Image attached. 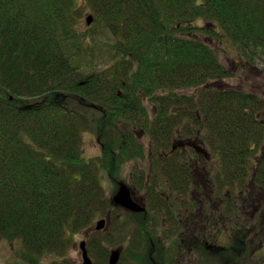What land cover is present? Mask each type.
Masks as SVG:
<instances>
[{
    "label": "trees",
    "instance_id": "1",
    "mask_svg": "<svg viewBox=\"0 0 264 264\" xmlns=\"http://www.w3.org/2000/svg\"><path fill=\"white\" fill-rule=\"evenodd\" d=\"M201 35L264 66V0H0V240L22 262L78 264L74 237L113 217L104 180L125 184L130 163L148 203L128 212L137 263L155 259L153 211L178 254L264 264V97L219 86L231 73ZM100 232L88 247L109 264Z\"/></svg>",
    "mask_w": 264,
    "mask_h": 264
},
{
    "label": "rangeland",
    "instance_id": "2",
    "mask_svg": "<svg viewBox=\"0 0 264 264\" xmlns=\"http://www.w3.org/2000/svg\"><path fill=\"white\" fill-rule=\"evenodd\" d=\"M89 15L90 14L88 12H85L83 16L82 26L84 29L89 27L86 22V18ZM200 38L204 39L205 41H210V43L218 49L225 47L227 48V45L225 44H220L219 46L217 42H214L211 39L207 40L204 35H201ZM97 39L103 42V44H98L99 51H97V60L95 61L94 65L102 67L106 61L104 60L101 53L103 50H105L104 43L107 40L101 34L98 35ZM219 50L221 52V60L227 70L231 73V76L222 81L217 82V84L223 88H240L248 92H257L264 97V73L262 71L264 67L263 61L259 59L256 63L257 65L255 64L253 66L248 64L245 60L243 61V59H241L242 57L240 53L235 49L230 50L229 54H226L223 49ZM146 104L149 106V110L151 113H153L152 111L155 112V107L151 102L146 101ZM140 139L146 147H149V138L142 135L140 136ZM83 149L85 155L92 158L98 156L101 153V145L92 130L86 133L84 136ZM144 166L145 168H149L148 159L144 163ZM131 168H133L132 164L128 163L125 165L124 171L122 173L123 176L121 178L123 182H125V184L123 183V185H126L128 187L130 193H134V201H136L142 207L146 206V208H148V203L145 199L146 196L144 195V193L133 189L135 187L134 181L132 179V174L130 172ZM104 187L106 188V193L108 197H114L119 191V187L113 189L111 184L106 180H104ZM117 208L118 209L116 212H114L112 218H109L108 220L107 217H102L94 223L92 228L87 229L74 237L73 247L68 252V259L78 264H83V252L81 250V243L85 241L88 254L92 259L93 263L99 264L100 259L95 253H93L89 249L88 243L90 237L92 236V232H95L96 230L97 223L102 219H106V226L101 230L100 233L103 235V240L106 241L105 247L108 248L110 254L116 249H119L121 251V257L118 264H200V258L198 257V254H195L193 252L189 254H185L184 252L178 254L176 251H172L173 237L171 239L167 237V233H169V226L167 225L170 222L164 219V221L166 222L165 225L161 224L159 226L158 224L156 226V222L153 221V217L156 214L153 211L149 218L148 225L150 226V229L153 233L156 230V234L153 238L154 242L156 241L157 244V250L155 247V259H153V263H151L149 262L150 257L148 256V254H145L143 262L137 263L134 259L135 254H137L140 250L141 242L144 241L145 243V240L143 237L140 236V233L138 231V225L131 219V217L129 218V210H127L122 205H117ZM107 239H109V242L107 241ZM22 249L23 246L20 242L10 243L5 240H0V264H25L24 262H22L18 254ZM172 252H174V255ZM141 253L142 251L140 252V254ZM171 256L173 259H171ZM53 259H55L53 255H46L41 260L43 264H49L53 261ZM250 263L251 262H249L248 264Z\"/></svg>",
    "mask_w": 264,
    "mask_h": 264
},
{
    "label": "water",
    "instance_id": "3",
    "mask_svg": "<svg viewBox=\"0 0 264 264\" xmlns=\"http://www.w3.org/2000/svg\"><path fill=\"white\" fill-rule=\"evenodd\" d=\"M86 20H87V25L90 26L94 21V17L90 15L86 18ZM187 144L191 145L192 143L188 142ZM181 146H184V144H182ZM113 200L115 204L122 205L123 207L127 208L130 211L140 212L144 210V208L140 204H138L136 201L132 199L130 190L126 185H122L119 193H117L114 196ZM106 222H107L106 219L100 220L97 223L96 230L97 231L102 230L106 226ZM81 250L83 252V264H94L88 254L85 241L81 243ZM120 257H121V251L119 249L112 251L110 254L109 264H118Z\"/></svg>",
    "mask_w": 264,
    "mask_h": 264
},
{
    "label": "flooded vegetation",
    "instance_id": "4",
    "mask_svg": "<svg viewBox=\"0 0 264 264\" xmlns=\"http://www.w3.org/2000/svg\"><path fill=\"white\" fill-rule=\"evenodd\" d=\"M122 185H123V184L120 185V187H119V191H120ZM119 191H118L117 193H119ZM131 197H132V199L135 197V196H134V193H131ZM126 209H127V208H126ZM127 210H128V209H127Z\"/></svg>",
    "mask_w": 264,
    "mask_h": 264
}]
</instances>
